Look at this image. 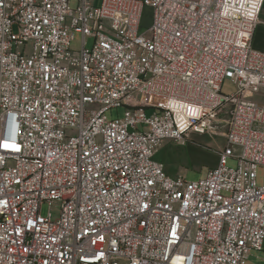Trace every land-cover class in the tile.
<instances>
[{
	"label": "built area",
	"instance_id": "obj_1",
	"mask_svg": "<svg viewBox=\"0 0 264 264\" xmlns=\"http://www.w3.org/2000/svg\"><path fill=\"white\" fill-rule=\"evenodd\" d=\"M263 5L0 0V264H247L264 251V103L251 100ZM193 134L222 135L217 166L169 177L157 148Z\"/></svg>",
	"mask_w": 264,
	"mask_h": 264
},
{
	"label": "rangeland",
	"instance_id": "obj_2",
	"mask_svg": "<svg viewBox=\"0 0 264 264\" xmlns=\"http://www.w3.org/2000/svg\"><path fill=\"white\" fill-rule=\"evenodd\" d=\"M71 9H74L77 5V0H69ZM152 22V10L150 8H144L142 12L140 22V33L145 32L151 25ZM82 36L78 33H74L71 43L70 50L73 52H79L81 50ZM92 41L86 39L87 47L91 46ZM236 91L235 86L231 82H224L222 85V92L230 94ZM136 98H134L135 100ZM252 101L257 103H264V92L261 91L258 94H254L251 98ZM124 108L117 110H111L106 113L108 120L121 118L123 116ZM149 112V111H147ZM193 141L197 146L195 148L186 149L185 147L176 146L177 144L168 145L161 157L164 161L166 169H173L177 177L185 179L187 182L197 181L203 178L207 172L214 169L217 166L215 154L221 151L224 147V138L221 134H216L213 137L190 135L187 141ZM175 145V146H173ZM190 147L192 144H188ZM193 147V146H192ZM196 149L198 151L195 152ZM228 166L231 168L236 167V162L229 160ZM263 184V170L258 168L256 171V185L261 186ZM51 210L52 219H56L58 216L59 207L57 203H43L41 206V215L46 217L48 211ZM247 264H264V251L250 252Z\"/></svg>",
	"mask_w": 264,
	"mask_h": 264
},
{
	"label": "crops",
	"instance_id": "obj_3",
	"mask_svg": "<svg viewBox=\"0 0 264 264\" xmlns=\"http://www.w3.org/2000/svg\"><path fill=\"white\" fill-rule=\"evenodd\" d=\"M252 48L256 51H261V52H264V5H263V8H262V11H261V14H260V18H259V23L255 29V32L253 34V38H252ZM134 98H136L134 100ZM141 101H140V98L139 97H131L129 100H128V104H131V105H136V104H139ZM149 111V112H147ZM153 110L152 109H146V112L147 114H150ZM172 143H169V142H163L156 150L155 154H154V157L153 159L162 164L163 167H164V171L166 173V175H168L169 177L171 178H175L177 177L176 174H175V171L173 169H166V166L164 165V161L162 159V153L165 152V150H167L166 148L168 147V145H171ZM174 144V143H173ZM188 144H192V146L190 147ZM175 146V145H173ZM176 146H179V147H185L186 149H193L195 148V146H197L195 144V142L193 141H187L184 145H176ZM195 152L198 153V151L196 149H194ZM215 158H216V162H218V157L217 155L215 154Z\"/></svg>",
	"mask_w": 264,
	"mask_h": 264
}]
</instances>
